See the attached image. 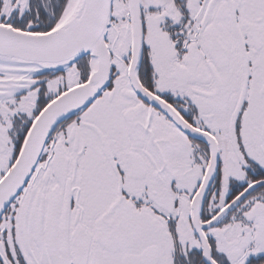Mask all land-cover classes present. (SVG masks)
Returning a JSON list of instances; mask_svg holds the SVG:
<instances>
[{"label": "snow or ice", "instance_id": "1", "mask_svg": "<svg viewBox=\"0 0 264 264\" xmlns=\"http://www.w3.org/2000/svg\"><path fill=\"white\" fill-rule=\"evenodd\" d=\"M0 264H264V0H0Z\"/></svg>", "mask_w": 264, "mask_h": 264}]
</instances>
